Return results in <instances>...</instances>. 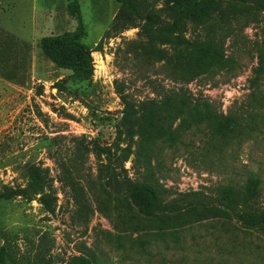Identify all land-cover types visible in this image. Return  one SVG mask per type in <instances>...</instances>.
Returning <instances> with one entry per match:
<instances>
[{"label":"rangeland","instance_id":"obj_1","mask_svg":"<svg viewBox=\"0 0 264 264\" xmlns=\"http://www.w3.org/2000/svg\"><path fill=\"white\" fill-rule=\"evenodd\" d=\"M78 2L85 28L79 41L95 65L86 81L70 80L72 71L42 49L43 39L77 28L68 0H0V191L27 188L0 208L6 264H59L86 248L102 264H264V227L150 221L134 202L112 199L93 151L99 142L121 158L131 142L117 81L136 101L186 93L185 113L148 148V157L143 146L136 154L134 144L125 164L130 176L155 173L171 201L179 193L210 192L256 172L264 205V14L249 23L212 16L201 27L191 26L187 37L220 42L228 65L206 74H174L133 43L137 28L104 38L120 10L117 0ZM59 81L66 90L54 87ZM28 165L42 174L40 183ZM71 179L83 193L85 213Z\"/></svg>","mask_w":264,"mask_h":264},{"label":"trees","instance_id":"obj_2","mask_svg":"<svg viewBox=\"0 0 264 264\" xmlns=\"http://www.w3.org/2000/svg\"><path fill=\"white\" fill-rule=\"evenodd\" d=\"M120 10L104 38L120 34L133 28L138 29V39L133 43L143 54L156 62H165L175 73L206 74L223 70L228 65L223 45L214 38L187 37L190 27L203 26L209 18H240L247 23L259 19L264 14V0H117ZM67 11L78 25L74 31L65 32L56 37L42 40L44 53L61 68L72 71L68 77L72 81H86L94 76L95 65L92 52L79 41L85 34L82 13L78 0H68ZM155 23V25H152ZM171 47L170 53L166 47ZM103 41L97 50H102ZM261 61L264 62V54ZM117 91L120 95L127 122V136L131 140L123 148L122 157L115 158L111 146L94 144L93 151L100 161V177L103 185L111 187L108 193L119 204L134 202L140 209L137 213L146 219L162 220L169 226H185L204 220L223 222L233 228L264 227L263 180L256 172H249L241 182L216 184L210 192L179 193L173 200H167V190L157 179L155 173H145L142 179L130 176L125 167L137 145L148 157V148L168 134V126L185 113L190 104L186 93L166 95L162 101L148 99L136 101L119 82ZM59 90H66L62 82H57ZM40 93V92H39ZM206 107L211 109L210 102ZM141 145V146H140ZM28 172L40 183L42 174L36 166L28 165ZM147 169V168H146ZM76 180L71 185L76 190L85 213L86 204L80 199ZM27 188L4 186L0 191V208L4 200L25 195ZM42 201L47 210L55 213L56 208L47 196ZM85 201V199H84ZM52 257V256H51ZM7 250L0 247V264H6ZM48 264H51L48 262ZM59 264H102L99 256L91 248L71 255Z\"/></svg>","mask_w":264,"mask_h":264}]
</instances>
